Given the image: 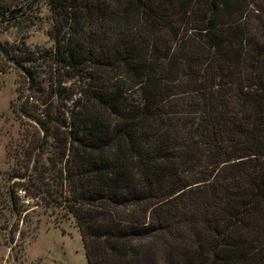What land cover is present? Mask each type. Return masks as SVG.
Here are the masks:
<instances>
[{
    "label": "trees",
    "instance_id": "1",
    "mask_svg": "<svg viewBox=\"0 0 264 264\" xmlns=\"http://www.w3.org/2000/svg\"><path fill=\"white\" fill-rule=\"evenodd\" d=\"M41 2L51 47L0 44L35 133L10 210L70 216L86 264H264V0Z\"/></svg>",
    "mask_w": 264,
    "mask_h": 264
},
{
    "label": "rangeland",
    "instance_id": "2",
    "mask_svg": "<svg viewBox=\"0 0 264 264\" xmlns=\"http://www.w3.org/2000/svg\"><path fill=\"white\" fill-rule=\"evenodd\" d=\"M16 8L20 11L12 15V20L0 21V44L23 42L30 50L50 48L46 5L41 0H23L9 10ZM24 88L21 72L5 64L0 73V264H86L70 216L56 208L42 207L18 189V212L10 210L7 190L17 181L12 174L22 173L27 160L22 153H29L28 143L32 136L35 139L33 126L14 111L18 95H27Z\"/></svg>",
    "mask_w": 264,
    "mask_h": 264
},
{
    "label": "water",
    "instance_id": "3",
    "mask_svg": "<svg viewBox=\"0 0 264 264\" xmlns=\"http://www.w3.org/2000/svg\"><path fill=\"white\" fill-rule=\"evenodd\" d=\"M19 11L20 8H16L5 13H0V17H11L12 15L17 14Z\"/></svg>",
    "mask_w": 264,
    "mask_h": 264
}]
</instances>
